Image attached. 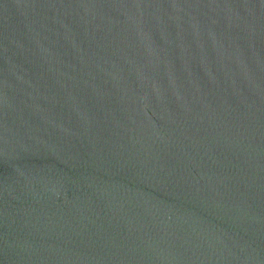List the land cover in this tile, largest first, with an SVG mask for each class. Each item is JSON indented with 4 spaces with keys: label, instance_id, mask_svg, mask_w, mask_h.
I'll return each mask as SVG.
<instances>
[{
    "label": "water",
    "instance_id": "1",
    "mask_svg": "<svg viewBox=\"0 0 264 264\" xmlns=\"http://www.w3.org/2000/svg\"><path fill=\"white\" fill-rule=\"evenodd\" d=\"M0 264H264V0H0Z\"/></svg>",
    "mask_w": 264,
    "mask_h": 264
}]
</instances>
